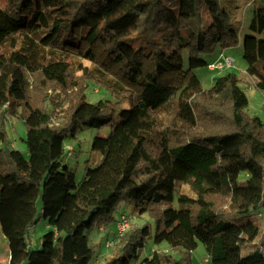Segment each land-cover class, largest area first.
Instances as JSON below:
<instances>
[{
	"label": "trees",
	"instance_id": "16d2710c",
	"mask_svg": "<svg viewBox=\"0 0 264 264\" xmlns=\"http://www.w3.org/2000/svg\"><path fill=\"white\" fill-rule=\"evenodd\" d=\"M171 1L5 0L0 7V124L4 108L22 106L28 151L0 129L9 264H91L96 247L86 230L110 229L124 199L154 225L131 227L104 264H136L149 239L169 248L152 250L143 264H182L175 253L190 256L200 241L211 264H264L260 225L228 220L264 212V122L246 112L237 74L225 72L204 88L193 72L208 65L204 56L216 45L237 44L239 31L219 0H179L178 10ZM250 29L261 38L244 55L247 71L264 89V7ZM82 57L93 66L77 76ZM89 80L115 99L86 100ZM61 97L70 101L68 121L53 124L52 112L65 114ZM119 112L112 132L94 138L101 158L78 181L63 165L66 138ZM183 184L195 197L178 189ZM39 199L52 229L34 250L26 234L40 217ZM247 244L253 249L245 254Z\"/></svg>",
	"mask_w": 264,
	"mask_h": 264
},
{
	"label": "rangeland",
	"instance_id": "374dc122",
	"mask_svg": "<svg viewBox=\"0 0 264 264\" xmlns=\"http://www.w3.org/2000/svg\"><path fill=\"white\" fill-rule=\"evenodd\" d=\"M221 5L230 13L231 25L238 29L239 40L238 43L232 46L223 47L221 45H216L215 48L210 52L205 54L204 58L206 61L212 62L219 58L221 52L226 55L231 56L235 59V66L226 69L211 70L208 65L200 66L193 69V72L199 77L204 88L212 85L214 79L225 72H234L239 78V85L246 92L249 103L246 107V112L251 116H259L264 122V89H261L257 85L258 78L247 71V61L244 55L253 47L256 46L260 41V35L253 32L250 29V22L255 15V13L264 7V0H219ZM5 0H0V7H4ZM172 8L178 10L179 0H172ZM79 61L83 66V70H79ZM93 63L85 58L77 59L74 71L75 75L80 76L83 74L84 70L91 72ZM88 73V72H87ZM50 94H54L52 89H49ZM72 94L76 92L75 89L71 90ZM85 98L88 101L96 102L100 99H110L114 100L115 96L110 93L104 87H100L95 81L89 80L85 88ZM63 107L65 108V114L63 118L54 115L53 106L51 103L46 104V109L48 112H52V123L66 124L68 121L66 112L70 106V101L68 102L65 97H61ZM124 109L129 108V104L123 106ZM4 114L1 119L0 129L3 130V134L6 138L15 145L16 148L20 149L26 156L28 155L27 144L25 141L27 126L24 121L23 107L19 106L17 112H13V108H4ZM63 112V111H61ZM122 121L120 112L115 117L113 122L107 123L103 126H84L76 134V137L68 136L65 140V158L63 161L64 166H68L73 169L76 173L77 180L80 181L86 169V164L90 162L93 166L101 158L100 152L93 149V141L96 136L106 137L108 136L114 127ZM1 142V139H0ZM245 178L242 175L241 180ZM179 190L186 192L187 194L195 197V193L189 188L188 185H179ZM177 205V200L173 202ZM169 204H164L167 207ZM38 209L42 211V200L38 201ZM127 213L131 217V227L142 226L146 222H150L154 225L153 218L147 214H139L135 210L133 202L128 200H122L117 205L116 209L113 211V217L110 224V229L105 227L94 226L87 229V235L91 244L96 247V253L92 258L91 264H104L107 259L112 257L114 251L116 250V242L119 240V236L116 231L115 220L120 217L121 214ZM255 220L260 225L261 234L264 232V212L262 216L251 217L248 215L237 214L229 215L228 220L234 224L240 225L246 223L249 220ZM52 227L48 224L47 218L42 214L36 223L31 225L26 234V240L31 249L37 250L42 248V238L44 234L50 231ZM262 236V235H261ZM260 236V237H261ZM121 237V236H120ZM259 239L256 240V244L260 242ZM169 248V244L164 241L161 244H154L152 240L149 239L148 243L142 248L140 253V258L137 260L136 264H143L141 261L150 255L154 249H166ZM253 249L251 244H247L243 248V253L249 252ZM176 257L182 259V264H211L209 255L204 244L200 241L197 248L194 249L190 256L185 253L176 252ZM9 244L4 234L0 232V264H7L9 261Z\"/></svg>",
	"mask_w": 264,
	"mask_h": 264
},
{
	"label": "built area",
	"instance_id": "2783aa9c",
	"mask_svg": "<svg viewBox=\"0 0 264 264\" xmlns=\"http://www.w3.org/2000/svg\"><path fill=\"white\" fill-rule=\"evenodd\" d=\"M235 59L231 56L226 55L224 52H221L219 58L215 61L209 62L208 67L211 70L217 69H226L235 66ZM116 231L118 236H123L126 232H128L131 228V217L127 213H123L115 222Z\"/></svg>",
	"mask_w": 264,
	"mask_h": 264
},
{
	"label": "crops",
	"instance_id": "0c3cea01",
	"mask_svg": "<svg viewBox=\"0 0 264 264\" xmlns=\"http://www.w3.org/2000/svg\"><path fill=\"white\" fill-rule=\"evenodd\" d=\"M12 145L15 147V145L12 143ZM16 148V147H15ZM0 232H2V228H1V223H0ZM3 233V232H2ZM4 238H6L5 237V235H4ZM7 239V238H6ZM166 250V249H165ZM9 256H10V249H9ZM9 261H10V259H9ZM9 261H7V264H9Z\"/></svg>",
	"mask_w": 264,
	"mask_h": 264
},
{
	"label": "water",
	"instance_id": "95a60500",
	"mask_svg": "<svg viewBox=\"0 0 264 264\" xmlns=\"http://www.w3.org/2000/svg\"><path fill=\"white\" fill-rule=\"evenodd\" d=\"M263 243H264V238H263Z\"/></svg>",
	"mask_w": 264,
	"mask_h": 264
}]
</instances>
